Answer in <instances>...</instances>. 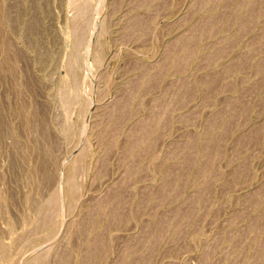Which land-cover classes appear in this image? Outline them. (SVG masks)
Here are the masks:
<instances>
[{
  "label": "rangeland",
  "instance_id": "1",
  "mask_svg": "<svg viewBox=\"0 0 264 264\" xmlns=\"http://www.w3.org/2000/svg\"><path fill=\"white\" fill-rule=\"evenodd\" d=\"M0 264H264V0H0Z\"/></svg>",
  "mask_w": 264,
  "mask_h": 264
}]
</instances>
